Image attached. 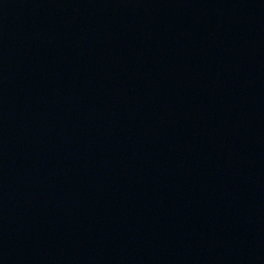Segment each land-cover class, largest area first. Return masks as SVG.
Masks as SVG:
<instances>
[{
  "label": "water",
  "instance_id": "1",
  "mask_svg": "<svg viewBox=\"0 0 264 264\" xmlns=\"http://www.w3.org/2000/svg\"><path fill=\"white\" fill-rule=\"evenodd\" d=\"M0 264H264V0H0Z\"/></svg>",
  "mask_w": 264,
  "mask_h": 264
}]
</instances>
